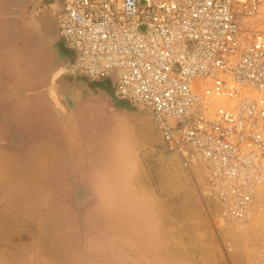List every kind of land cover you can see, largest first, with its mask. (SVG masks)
Here are the masks:
<instances>
[{
	"label": "built area",
	"instance_id": "2783aa9c",
	"mask_svg": "<svg viewBox=\"0 0 264 264\" xmlns=\"http://www.w3.org/2000/svg\"><path fill=\"white\" fill-rule=\"evenodd\" d=\"M57 2L66 73L112 77L118 98L148 109L227 219L264 215V0Z\"/></svg>",
	"mask_w": 264,
	"mask_h": 264
},
{
	"label": "rangeland",
	"instance_id": "374dc122",
	"mask_svg": "<svg viewBox=\"0 0 264 264\" xmlns=\"http://www.w3.org/2000/svg\"><path fill=\"white\" fill-rule=\"evenodd\" d=\"M256 24L264 28V21ZM69 80L62 74L54 87L59 91ZM91 109L87 128L103 133L107 147L87 167L86 178L111 158H117L112 165L120 169L129 121L140 124V151L127 189H120V198L116 189L108 194L93 187L89 190L96 197L87 192L75 197L72 174L63 173L53 158L43 157L42 167L35 165L53 145L46 133L56 134V127L42 118L25 126L35 127L36 133L23 155L20 141H8L13 133L19 137V126L0 124V264H264V215L244 227L227 219L204 194L203 172L188 171L183 163L181 171L150 115L113 113L106 121ZM64 145L56 140V153ZM82 147L85 152L88 144Z\"/></svg>",
	"mask_w": 264,
	"mask_h": 264
},
{
	"label": "crops",
	"instance_id": "0c3cea01",
	"mask_svg": "<svg viewBox=\"0 0 264 264\" xmlns=\"http://www.w3.org/2000/svg\"><path fill=\"white\" fill-rule=\"evenodd\" d=\"M23 3V8H19L17 0H0V124L19 126L22 131L19 137L17 133H13L8 140H19L21 153L25 155L34 141L29 140L36 133L35 127L25 126L35 124L38 118H42L59 131L56 134L46 133L53 145L50 143L43 156L36 158V168L42 167L39 161H42L43 157L53 158V164L61 166L63 173L72 174L73 181L68 180L74 188L75 197L78 194L83 195L78 197H84L87 193L89 197H96L97 194L89 190L93 187L102 188L108 194L110 188L116 189L114 195L120 198V189H127V182L132 179L135 158L140 151V124H131L129 121L131 133L126 137L128 152L123 151L120 155V169L112 165L117 158H111L106 167L102 164L103 167L98 168L91 178H86L87 167L94 163L95 157L103 155L107 147V138L101 132L96 133L93 122V128H87L90 122L87 112L92 108L96 118L106 121L113 113L119 117L121 114L135 113L123 109L125 106L121 104L122 99L112 98L109 91L114 90L113 83L94 86L92 90L83 83L84 86L75 85L74 88H68V84L64 82V89L73 101L69 105L60 99L63 89L57 91L54 84L59 71L63 69L60 60L62 54L55 47L58 40L54 28L48 26L43 12L46 3L43 0H23ZM43 75L45 78H42ZM45 80L46 82L42 83ZM73 82L77 83L76 80ZM54 98H57V103H54ZM26 110L30 112L29 115H24ZM55 138L62 140L65 148L70 149V153L66 154L64 148L56 153ZM85 144H88V147L83 152L82 146L85 147ZM58 154H61L60 158L57 157ZM46 165L44 162V167ZM74 181L77 183L74 184Z\"/></svg>",
	"mask_w": 264,
	"mask_h": 264
},
{
	"label": "water",
	"instance_id": "95a60500",
	"mask_svg": "<svg viewBox=\"0 0 264 264\" xmlns=\"http://www.w3.org/2000/svg\"><path fill=\"white\" fill-rule=\"evenodd\" d=\"M56 47L59 49V51H60L61 54L68 56V59L69 60H72L74 58V56H75L74 51L71 50V49H69L68 47H66L63 42L58 41V43L56 44ZM66 71L67 70L61 69L59 71L58 76H60L62 74H66ZM74 79L77 80V81H79V82H84L90 88H94V86H100L101 84H104V83H113V78L112 77H106L103 80H91V79H89V78H87L85 76H82V77H76ZM112 91H109V93L112 95V98H115L116 99L117 98V95H116V93H115L114 90H112ZM120 101H121V104L125 106L124 107V110L125 111L145 112L146 114H148V115L151 116V112L148 109H146V108L134 106V105L128 103L127 101H125V100L124 101L123 100H120ZM171 155L177 161V163L181 167V171L183 172V170H182L183 169L182 162L179 159L180 157L175 152L171 153Z\"/></svg>",
	"mask_w": 264,
	"mask_h": 264
},
{
	"label": "flooded vegetation",
	"instance_id": "af4514ba",
	"mask_svg": "<svg viewBox=\"0 0 264 264\" xmlns=\"http://www.w3.org/2000/svg\"><path fill=\"white\" fill-rule=\"evenodd\" d=\"M19 2V5H17L19 8H23L24 6V3H23V0H17ZM60 8L59 6V2H57V0H51V1H47L46 2V5H45V8H44V13L46 15V20H47V23H48V26L51 25L53 26L54 28V31H55V35L57 33L56 31V26H55V14L57 13L58 9ZM57 41V40H55ZM55 46V45H54ZM56 47V46H55ZM61 63H62V67H65L66 64L68 63L69 59L67 56H62L61 57ZM71 79V78H70ZM67 84H68V88H74L75 85H81V86H84L83 84H80V83H76V82H73V80H69V81H66ZM113 87H114V82H113ZM65 87L63 86V94L61 95L63 101H65L66 103H68L69 105L72 103L73 100H71L70 96L66 93V89H64ZM70 94V93H69ZM13 140V139H12ZM11 139H9L8 141H11ZM14 141V140H13ZM14 142H17L19 143V140H15Z\"/></svg>",
	"mask_w": 264,
	"mask_h": 264
},
{
	"label": "bare ground",
	"instance_id": "6f19581e",
	"mask_svg": "<svg viewBox=\"0 0 264 264\" xmlns=\"http://www.w3.org/2000/svg\"><path fill=\"white\" fill-rule=\"evenodd\" d=\"M57 48V47H56ZM62 56H63V54H62ZM64 56H66V55H64ZM68 57V56H67ZM63 70H65V67L63 68ZM66 74H68V73H66ZM68 76L69 77H71V78H73L72 80H75L74 78H76V77H82V76H70L69 74H68ZM77 81V80H76ZM77 83H80V84H84L87 88L89 87L87 84H85L84 82H79V81H77ZM105 84V83H104ZM101 86V85H100ZM103 89V88H102ZM92 90H93V88H92ZM104 90V89H103ZM105 90H106V88H105ZM105 92V91H104ZM107 93V92H106ZM118 98V97H117ZM120 99V98H119ZM115 101V100H114ZM124 109V108H123ZM137 113H139V112H137ZM140 113H145V112H140ZM204 172V171H203ZM234 232H231V236L232 235H234L233 234Z\"/></svg>",
	"mask_w": 264,
	"mask_h": 264
}]
</instances>
